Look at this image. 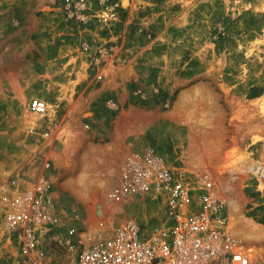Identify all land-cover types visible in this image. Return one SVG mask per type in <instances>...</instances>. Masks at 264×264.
I'll use <instances>...</instances> for the list:
<instances>
[{
    "label": "rangeland",
    "instance_id": "374dc122",
    "mask_svg": "<svg viewBox=\"0 0 264 264\" xmlns=\"http://www.w3.org/2000/svg\"><path fill=\"white\" fill-rule=\"evenodd\" d=\"M149 148L264 264V0H0V183L44 176L73 216L62 231L94 240L164 220V204L109 196Z\"/></svg>",
    "mask_w": 264,
    "mask_h": 264
},
{
    "label": "built area",
    "instance_id": "2783aa9c",
    "mask_svg": "<svg viewBox=\"0 0 264 264\" xmlns=\"http://www.w3.org/2000/svg\"><path fill=\"white\" fill-rule=\"evenodd\" d=\"M46 107L39 98L30 102L35 113L44 112ZM118 180L109 194L112 201L133 197L164 204V220L146 226L127 219L108 236L100 232L94 240L76 238L77 230L65 226L69 232L62 231L63 215L69 220L73 216L60 208L50 181L44 176L30 180L18 175L0 183V248L16 264L254 262L253 256L234 246L222 214L223 202L205 188L199 191L191 186L183 171L165 166L153 149L130 157ZM52 243L60 245V250H54Z\"/></svg>",
    "mask_w": 264,
    "mask_h": 264
}]
</instances>
